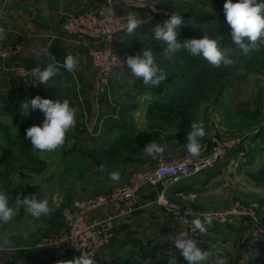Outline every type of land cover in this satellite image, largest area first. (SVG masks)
Segmentation results:
<instances>
[{
	"label": "rangeland",
	"instance_id": "obj_1",
	"mask_svg": "<svg viewBox=\"0 0 264 264\" xmlns=\"http://www.w3.org/2000/svg\"><path fill=\"white\" fill-rule=\"evenodd\" d=\"M225 2L150 0L144 8H134L127 6L125 0H117L120 13L127 16L131 12L146 21L136 29L134 37L126 30L121 33V50L126 56L152 50L166 79L159 86L145 85L132 77L126 66L113 75L104 93L97 90L95 74L84 88L64 82L58 100L68 99L79 112L76 126L54 151L40 152L32 147L23 155L19 139L24 125H42L44 120L39 109L22 114L21 104L36 96L49 99L55 95V87L44 86L41 90L40 82L32 87L14 71L8 82L11 88L5 90L0 82V192L8 196L13 208L17 195L23 198L36 193L38 198H47L54 209L50 215L36 219L20 207L11 221H0V238L6 236L13 244L33 247L53 245L74 255L54 244L65 232L63 213L71 202L124 186L152 173L160 162L191 156L185 144L191 123L196 121L203 124L206 135L200 140V155L194 158L206 157L217 144L233 146L206 170H213L208 172L209 177L217 173L216 181L205 186L207 192L169 195L167 190L183 184V180L175 182L162 199L158 185L144 183L137 191L135 209L128 214L137 215L134 228L124 230L120 240L109 247H113L112 253L93 259L94 264H168L170 259L175 264H187L166 238L174 232L175 216L186 208L192 209L193 214H205L236 205L252 213L254 219L249 214L240 215L232 224L217 229L214 233L222 237L220 240L218 236L211 241V236L204 246H199L206 250L215 244L213 253L209 251L201 264H213L218 257L225 258L226 264H264V45L252 55L233 51L232 58H238L236 64L217 68L183 48L170 59L164 58L166 44L155 40L151 30L178 13L185 21L178 30L181 43L207 35L220 38L223 48L232 42L223 12ZM203 68L212 70L209 76L219 77L199 89L196 81ZM128 79L135 83L129 85ZM152 140L165 146L164 153L155 160L143 151ZM114 170L121 173L119 182L109 178ZM157 211L161 216L155 215ZM155 217L164 218L168 225L161 223L154 230L150 221Z\"/></svg>",
	"mask_w": 264,
	"mask_h": 264
},
{
	"label": "clouds",
	"instance_id": "obj_2",
	"mask_svg": "<svg viewBox=\"0 0 264 264\" xmlns=\"http://www.w3.org/2000/svg\"><path fill=\"white\" fill-rule=\"evenodd\" d=\"M108 16H113V10H105ZM223 12L226 19V24L230 28V36L232 44L240 49L243 54H248L249 51L256 50L259 46L264 45V0H226L223 5ZM146 21L141 17L137 18L134 13L127 14L126 32L129 36L134 37L138 27L145 24ZM185 25L184 18L173 13L162 24H158L152 30L155 40L163 41L166 48L163 52V57L170 59L181 48L186 49L192 56H202L209 64L214 67L233 65L231 59L233 51L232 47L221 48L219 39L209 38L204 35L202 38L186 39L183 43L178 40L179 29ZM6 39L5 29L0 27V41ZM51 46V45H50ZM49 46V47H50ZM37 61H40L42 53L33 49V55ZM124 64L131 70V76L141 79L145 85L159 86L166 79V73L161 68L154 57V53L150 49H143L142 55H128ZM78 65V60L67 55L62 65L57 66L54 63L41 70L39 64L31 70V74L38 78L40 84H47L54 76L59 75L60 67L66 69L69 73H75ZM127 83L132 85L134 79H128ZM39 109L44 114L42 125H33L26 129L25 139L29 140L33 149L40 152L54 151L65 143L67 133L76 126L77 113L79 109L70 106L68 99L53 101L51 99H42L36 96L31 100H25L21 104V112L28 115L30 110ZM191 131L188 132L185 144L187 152L193 156L200 155L202 145L200 140L206 135L202 123L193 121L191 123ZM144 153L153 160L157 159L165 151V146H162L152 140L143 148ZM101 170L104 165H101ZM109 178L113 182L121 180L119 170H114L110 173ZM23 207L26 213L33 218L39 219L41 216L50 215L54 209L50 207L47 198H38L36 193L28 196L17 195L15 208L9 206L8 196L4 192H0V221L8 223L16 215V210ZM183 215L187 217L193 216V210L186 208ZM213 217L209 214H204L202 218L197 217L192 219L191 223L194 230H198L201 234H206L207 227L212 224ZM27 238V234H25ZM166 238L174 248L179 250L181 256L187 264H201L209 256V251H204L197 246L194 239L189 238L187 232H170ZM11 246V241L5 236L0 238V250ZM65 264H94L86 252H82L74 260L66 261ZM168 264H175L174 260H169ZM213 264H226L225 258H216Z\"/></svg>",
	"mask_w": 264,
	"mask_h": 264
},
{
	"label": "built area",
	"instance_id": "obj_3",
	"mask_svg": "<svg viewBox=\"0 0 264 264\" xmlns=\"http://www.w3.org/2000/svg\"><path fill=\"white\" fill-rule=\"evenodd\" d=\"M116 1L103 0L100 4L67 15L62 22V30L66 35L91 41L89 55L94 67L97 90L101 93L106 91L113 75L126 67L124 64L126 55L121 50L118 39L126 30L127 16L120 13ZM149 1L125 0V4L134 8H144ZM107 9L113 10V16L106 14ZM5 14L6 9H0V27L2 28H4ZM21 49L18 44L0 43V57L7 59L16 56L20 54ZM33 68L19 63L14 73L26 84L37 87L39 80L31 74ZM232 148V144H217L206 157L186 156L176 161L160 162L152 173L134 179L124 186L116 187L108 193L73 200L63 213L65 232L54 244L72 252L75 256L86 252L91 259L102 258L116 235L115 222L125 218L135 209L137 191L144 183L161 184L160 199H162L164 192L172 183L180 182L214 167ZM106 206H111L112 214L105 218L97 217L96 213ZM205 214L213 217L206 234L194 230L191 223L192 219L202 218L204 214H193L192 217L186 218L183 212L175 216L173 231L187 232L189 238L194 239L197 246L201 247L217 229L232 224L237 216L249 214L254 219L252 213L245 212L240 205L222 212L211 211Z\"/></svg>",
	"mask_w": 264,
	"mask_h": 264
},
{
	"label": "crops",
	"instance_id": "obj_4",
	"mask_svg": "<svg viewBox=\"0 0 264 264\" xmlns=\"http://www.w3.org/2000/svg\"><path fill=\"white\" fill-rule=\"evenodd\" d=\"M102 1L0 0V9H6V14L3 17L6 39L0 41V43L18 44L22 48L20 54L15 57L9 59L0 58V82L3 83L2 87L5 90L12 87L9 81L13 76L12 73L16 63H22L34 68L39 64L41 70H44L50 63H54L57 66L62 65L65 57L72 55L78 60L75 73H69L66 69L60 67L59 75L51 78L47 84H42L41 90L45 89L44 86L50 85L51 88L55 87L56 93L52 97H55L53 101H56L59 98L61 84H65L66 82L69 84L71 82L72 84L75 83L78 88H84L86 82L93 80L94 76V68L89 55L91 41L78 36L66 35L62 30V22L67 15L100 4ZM33 49L42 53L40 61H37L32 56ZM209 171L186 178L183 180V184L180 183L178 187H171L170 190H167L168 194L172 195L179 192V195H182L196 191L207 192L206 187L216 181V177L214 176L217 175V173H213L214 175L212 174L213 176L209 177ZM210 172H213V170ZM159 192L160 190L158 189ZM112 212L111 206H106L97 212L96 216L104 218ZM156 214L161 216L160 211H157ZM136 223L137 215L126 216L115 222L116 231L122 235L124 230L134 228ZM161 223L168 225L166 220L161 217H155V219L150 221L154 230ZM120 234L118 236H121ZM218 236L214 233L211 241L220 237ZM214 246L215 244H210L209 249L207 248L204 251L213 253ZM112 248H108L105 251L103 258L108 257L112 253ZM76 257L78 256L60 250L53 245L33 247L25 243H11L10 247L0 252V264H65L66 261L74 260Z\"/></svg>",
	"mask_w": 264,
	"mask_h": 264
},
{
	"label": "trees",
	"instance_id": "obj_5",
	"mask_svg": "<svg viewBox=\"0 0 264 264\" xmlns=\"http://www.w3.org/2000/svg\"><path fill=\"white\" fill-rule=\"evenodd\" d=\"M224 47H232L233 48V51H241L240 49H238L235 45L232 44V42H227L223 45V48ZM260 47V46H259ZM259 47L256 49V50H252V51H249V54H256L258 53V50H259ZM232 51V52H233ZM245 55V54H243ZM231 59L234 61L233 65L236 64V62L238 61V58H232L231 56ZM223 66V64L221 65ZM212 70L211 69H208V68H203V70H201L200 74H199V77L196 81V85L197 87L200 89V88H204V86H208V84L212 83L213 81H215L218 77H219V74H215V75H211L209 76V72H211ZM206 82V83H205ZM55 97H52L50 96L49 99L51 100H54ZM163 117H165V119H168L167 116L163 115ZM169 120V119H168ZM29 127H31L30 125H24L23 128H22V135L19 139V146H20V151L23 155H27V153L32 149V145L30 143L29 140H26L25 139V136H26V129H28ZM115 237L113 238L112 240V244L111 246L118 242L120 240V237L122 236H118V231L116 233L115 231ZM118 244V243H117ZM116 245V244H115Z\"/></svg>",
	"mask_w": 264,
	"mask_h": 264
},
{
	"label": "water",
	"instance_id": "obj_6",
	"mask_svg": "<svg viewBox=\"0 0 264 264\" xmlns=\"http://www.w3.org/2000/svg\"><path fill=\"white\" fill-rule=\"evenodd\" d=\"M158 189L162 190V185L161 184L158 185Z\"/></svg>",
	"mask_w": 264,
	"mask_h": 264
}]
</instances>
